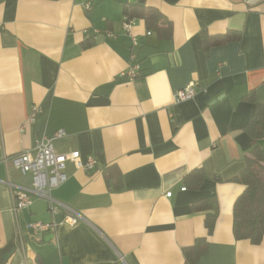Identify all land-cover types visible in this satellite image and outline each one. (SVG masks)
I'll return each instance as SVG.
<instances>
[{
    "label": "crops",
    "instance_id": "0c3cea01",
    "mask_svg": "<svg viewBox=\"0 0 264 264\" xmlns=\"http://www.w3.org/2000/svg\"><path fill=\"white\" fill-rule=\"evenodd\" d=\"M124 6L158 10L162 30L131 19L132 46ZM190 82L195 96L176 103ZM263 82L264 0H0L1 264H184L182 249L199 239L194 264H264V235L252 244L232 231L244 190L233 179L252 147L247 97L264 103ZM59 130L58 153L97 161L67 162L51 193L80 215L72 227L38 197L14 213L8 183L29 188L31 177L2 163ZM35 223L55 228L38 234Z\"/></svg>",
    "mask_w": 264,
    "mask_h": 264
},
{
    "label": "trees",
    "instance_id": "16d2710c",
    "mask_svg": "<svg viewBox=\"0 0 264 264\" xmlns=\"http://www.w3.org/2000/svg\"><path fill=\"white\" fill-rule=\"evenodd\" d=\"M123 14L129 19L140 18L144 20L146 28L149 30L155 29L157 32L162 30L159 27L162 16L154 8L142 7L139 11H132L124 6ZM167 26V30H169L170 24ZM92 44L86 40L81 47L86 49ZM262 86L264 88V82ZM247 99L254 103V113L245 127L252 147L245 156L244 168L233 179L234 182L243 185L244 190L233 205L232 231L236 240H249L252 244H259L264 235V103H257L253 95ZM109 172V169L103 172L107 183H109V179H113V176H109ZM202 178L203 175L200 170L190 174L188 179L190 183L194 184L191 188H197ZM215 219V212L205 216V227L208 233L212 232ZM206 246L205 240L199 239L195 241L193 246L183 248L184 264H194L205 253Z\"/></svg>",
    "mask_w": 264,
    "mask_h": 264
},
{
    "label": "built area",
    "instance_id": "2783aa9c",
    "mask_svg": "<svg viewBox=\"0 0 264 264\" xmlns=\"http://www.w3.org/2000/svg\"><path fill=\"white\" fill-rule=\"evenodd\" d=\"M85 11L91 9L89 2L83 5ZM132 20L127 16L123 19V30L131 37L132 46L137 45V39L131 35ZM95 35H99V31H94ZM150 33L147 32V35ZM107 36H112L111 33H106ZM135 58V54L131 56ZM139 75V66H132L125 76L129 79H134ZM195 83L190 82L183 89L178 90L174 96L176 103L184 102L192 99L195 96L196 88ZM38 108L33 107L31 117L34 116ZM65 131L59 130L52 135V137H43L34 147L31 152H23L12 157H7L2 160L5 167H11L18 171L21 175H30L31 184L29 188H24L8 183L11 200L12 210L15 213L18 210L24 209L31 205L32 198L38 197L47 202L50 213H57V208L61 206L63 211V223L69 227L76 225L80 220V215L70 207L59 205L51 197L54 189L62 185L67 176L65 174V165L67 162H72L77 168L84 170H92L96 167L97 161L93 157H88L85 162H82L80 155L77 151L71 153H58L53 142L56 139L62 138ZM184 190V188L182 189ZM171 193H166V197H170ZM33 231L38 234L49 232L55 228L54 224L35 223L29 226Z\"/></svg>",
    "mask_w": 264,
    "mask_h": 264
},
{
    "label": "water",
    "instance_id": "95a60500",
    "mask_svg": "<svg viewBox=\"0 0 264 264\" xmlns=\"http://www.w3.org/2000/svg\"><path fill=\"white\" fill-rule=\"evenodd\" d=\"M130 2H140L143 3L144 0H129Z\"/></svg>",
    "mask_w": 264,
    "mask_h": 264
}]
</instances>
